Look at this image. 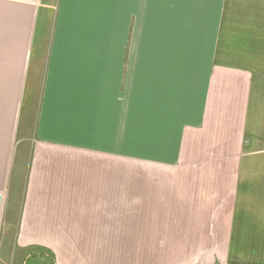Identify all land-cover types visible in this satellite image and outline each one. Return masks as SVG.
<instances>
[{"label":"crops","instance_id":"obj_1","mask_svg":"<svg viewBox=\"0 0 264 264\" xmlns=\"http://www.w3.org/2000/svg\"><path fill=\"white\" fill-rule=\"evenodd\" d=\"M0 264H264V0H0Z\"/></svg>","mask_w":264,"mask_h":264},{"label":"water","instance_id":"obj_2","mask_svg":"<svg viewBox=\"0 0 264 264\" xmlns=\"http://www.w3.org/2000/svg\"><path fill=\"white\" fill-rule=\"evenodd\" d=\"M2 204H3V194L0 192V211L2 209Z\"/></svg>","mask_w":264,"mask_h":264}]
</instances>
